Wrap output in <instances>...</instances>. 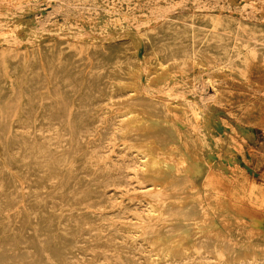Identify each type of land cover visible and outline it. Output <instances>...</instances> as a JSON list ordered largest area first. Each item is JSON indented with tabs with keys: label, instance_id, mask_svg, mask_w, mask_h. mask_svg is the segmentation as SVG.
<instances>
[{
	"label": "rangeland",
	"instance_id": "obj_1",
	"mask_svg": "<svg viewBox=\"0 0 264 264\" xmlns=\"http://www.w3.org/2000/svg\"><path fill=\"white\" fill-rule=\"evenodd\" d=\"M159 15L182 21L212 18L264 28V0H0V131L17 132L25 128L17 121L20 111L27 110L28 93L33 91L37 99L33 123L38 113L54 109L58 116L56 123L60 124V146L64 149L77 146L71 140L77 131L72 122L74 111L85 103L87 106L95 103L100 91L107 86L105 78L100 79L98 85L86 82L94 67L93 52L107 53L111 47L130 46L137 54L142 71L141 88L145 93L151 92L160 101L180 99L200 103L205 118L210 121L205 158L184 164L177 159L174 161L177 168L187 169L188 183L194 184L186 187L185 192H172V195L188 197L194 191L204 205L212 202L217 210L222 209V215L215 212L205 219L206 227L210 226L209 233L215 237L234 242L222 221L229 217L249 235L254 232L252 238H261L264 236V186L258 187L263 188L259 192L253 190L252 184L264 185V63L244 55L248 61L237 74L231 73L229 68L216 70L214 65L190 67L187 74L173 73L160 84H146L148 67L143 42L148 32L146 22ZM53 70L58 73L56 81L50 77ZM77 73L82 74V79L75 77ZM166 91L171 97H163ZM117 108L112 105L111 114L102 115L100 111L91 114L83 130L87 138L82 153L75 154L60 167L61 178L68 179L90 144L102 146V157L88 163L89 173L83 178L90 199L80 201L78 191H73L72 206L57 215L58 223L74 215L77 219L90 217L93 220L92 239L83 229L64 231L73 248L71 264H88L81 253L92 260L95 245L110 234L119 236L114 246L130 245L135 236L126 234L124 229L145 230L157 226L154 221L134 220L140 213L145 215L146 203L156 192L150 189L149 183L139 180L141 166L135 154L127 157L124 139L115 140L110 121ZM48 129L56 130L55 127ZM181 131L203 132V123L191 117ZM66 137L69 141L64 142ZM7 140V136L0 133L1 172L17 179L4 162L3 148L8 145ZM145 160L150 161L149 157ZM241 171L244 177L239 179L236 172ZM117 177L121 178V183H116ZM56 192L58 187L48 190L50 194ZM21 193L24 196L23 189ZM95 200H104L106 208H99ZM184 203L182 198L176 201L178 207ZM22 209L20 205L12 217L18 219ZM57 234L56 230L50 237ZM11 235L12 228L1 232L0 249ZM147 250L148 247H141L136 252L134 264H146ZM106 257L110 262L119 260L116 254L106 253ZM60 264L67 263L62 260Z\"/></svg>",
	"mask_w": 264,
	"mask_h": 264
},
{
	"label": "bare ground",
	"instance_id": "obj_2",
	"mask_svg": "<svg viewBox=\"0 0 264 264\" xmlns=\"http://www.w3.org/2000/svg\"><path fill=\"white\" fill-rule=\"evenodd\" d=\"M146 24L148 32L143 38L144 60L148 67L146 84H160L173 73L187 74L190 67L214 65L216 70L229 68L231 73L237 74L248 57L264 63V28L212 18L182 21L160 15ZM107 51L92 54L94 67L86 82L98 85L100 79L105 78L107 86L100 91L95 103L88 106L85 103L75 109L72 122L77 131L71 140L77 146L65 149L60 146V124L56 123L58 116L54 109L38 113L33 123L32 116L37 111L33 91L28 93L27 110L20 111L17 121L25 128L17 132L0 131L8 139V145L3 148L4 162L17 177L9 178L0 167V234L12 228V235L1 244L0 264H60L62 260L71 264L73 248L64 231L83 229L88 232L89 239L94 237L91 236L93 220L90 217L77 219L74 215L61 223L56 219L61 211L72 206L73 191H78L80 201L90 199L83 178L89 173L88 163L102 157V146L90 144L85 157L68 179L61 178L60 167L75 154L82 153L87 138L83 130L87 128L91 114L98 111L102 115L111 114L112 105L118 106L110 121L115 140L124 139L127 157L135 154L141 166L139 180L149 183L150 189L156 192L146 203L145 215L140 213L134 220L140 223L154 221L157 226L145 230L124 229L126 234L135 236L130 245L114 246L113 242L119 236L110 234L95 245L92 260L83 257L84 253L81 258L88 264H134L136 252L141 247H148L146 264H264V236L252 238L253 231V235H249L236 220L228 217L222 221L234 242L215 237L209 233L210 226L206 227L205 219L215 212L222 215V209L217 210L212 202L204 205L194 191L188 197L172 195V192H185L192 183H188L187 169L177 168L174 161L177 159L183 164L200 161L205 158L209 146L205 139L210 121L205 118L201 104L180 99L160 101L151 92L145 93L140 83L141 67L132 47H111ZM57 75L53 70L50 77L56 81ZM75 77L80 80L82 74L77 73ZM167 91L163 97L169 98L171 94ZM191 117L203 123V132L181 131ZM64 132L69 135L68 130ZM68 138L64 142L69 141ZM146 157L150 161H146ZM236 175L239 179L244 177L242 171ZM115 181L121 183V178L117 177ZM252 186L255 191L264 190L258 189L264 186L263 183ZM54 187H58V192L48 193ZM84 189L87 191L82 192ZM180 197L185 203L178 207L176 201ZM95 203L101 209L106 208L104 200ZM20 205L23 209L16 219L12 215ZM254 213L255 216L258 214ZM56 230L59 234L51 238L50 234ZM171 240L175 242L170 243ZM175 246L177 249H173ZM106 253L116 254L119 260L106 261Z\"/></svg>",
	"mask_w": 264,
	"mask_h": 264
}]
</instances>
